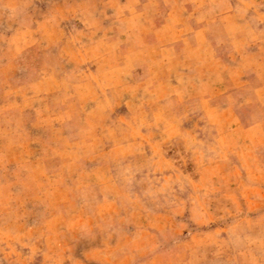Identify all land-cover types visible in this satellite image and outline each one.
<instances>
[{
  "label": "rangeland",
  "instance_id": "obj_1",
  "mask_svg": "<svg viewBox=\"0 0 264 264\" xmlns=\"http://www.w3.org/2000/svg\"><path fill=\"white\" fill-rule=\"evenodd\" d=\"M0 264H264V0H0Z\"/></svg>",
  "mask_w": 264,
  "mask_h": 264
}]
</instances>
